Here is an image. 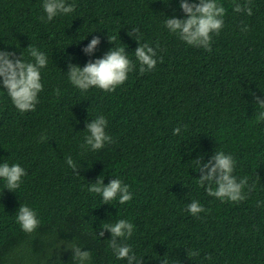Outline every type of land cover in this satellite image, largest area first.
<instances>
[{
  "label": "trees",
  "instance_id": "obj_1",
  "mask_svg": "<svg viewBox=\"0 0 264 264\" xmlns=\"http://www.w3.org/2000/svg\"><path fill=\"white\" fill-rule=\"evenodd\" d=\"M66 2L75 11L49 22L44 0H0V51L34 62V46L48 57L34 112L17 110L0 78V166L19 163L27 172L14 191L0 178V264H78L69 245L91 252L85 264H128L109 247L110 231L99 236L119 219L134 224L122 243L143 264H264V121L256 119L264 111L257 102L264 100V0H251V16L235 12L233 0H219L226 15L211 52L165 26L167 18H186L181 0ZM134 28L140 41L128 34ZM96 38V49L86 52ZM140 43L157 53L155 69L143 75L135 57ZM115 47L136 66L115 92L71 84L69 63L83 68ZM99 115L113 142L81 147ZM219 151L236 159L238 182L248 177L247 199L224 202L198 183L194 160L208 163ZM101 176L104 185H130L132 201L104 204L90 193ZM193 200L207 211L192 215ZM24 204L40 221L32 233L17 223ZM193 251L199 255L190 257Z\"/></svg>",
  "mask_w": 264,
  "mask_h": 264
},
{
  "label": "clouds",
  "instance_id": "obj_2",
  "mask_svg": "<svg viewBox=\"0 0 264 264\" xmlns=\"http://www.w3.org/2000/svg\"><path fill=\"white\" fill-rule=\"evenodd\" d=\"M251 0L241 5L233 0V10L237 13L246 12L247 15H253ZM75 4H67L66 0H44L43 8L47 14V21L51 22L55 17L61 14H69L75 11ZM180 8L185 13L184 19L173 16L164 21L165 26L171 33L177 34L179 38L190 46L202 47L211 52V43L213 33L219 35L224 27V17L226 15L225 7L219 0H199V2L189 3V0H181ZM44 17H41L43 20ZM129 32L138 41L141 40L138 28ZM245 26L242 31H247ZM114 43V38L109 37ZM99 39H93L86 52L92 53ZM30 56L34 62L25 61L24 54L17 57L15 52L0 51V78H2L3 87L7 89V94L11 98L13 105L22 113L35 111L39 103L38 94L43 91L41 69L46 68L48 57L34 46L28 47ZM156 50L148 43H140L135 50V57L140 64L139 71L143 75L145 72L153 71L157 65ZM163 62V58H160ZM68 79L71 84L82 92L88 91L92 87H98L105 92H115L116 88L124 84L128 79V73L135 70V64L129 59L124 47H115L111 49L102 59L95 62L89 61L83 68L69 63ZM59 95V89H56ZM257 102L261 109H264V100ZM257 122L264 121V111L256 117ZM108 120L105 116L99 115L94 122L87 125V135L84 137V144L81 147L90 146L95 151L102 149L105 143H112L113 138L107 134L106 128ZM174 134L180 133V128L174 130ZM194 163L201 173L198 183L205 187L207 195L216 197L224 202L238 203L247 199L244 188L248 185V177L239 180L233 175L236 159L232 154L224 151L217 152L211 161L203 163V159L197 157ZM68 164L75 167L71 157ZM26 170L19 164L9 165L7 162L0 166V178L6 181V189L16 190L22 183V177L26 176ZM205 182H208L207 184ZM255 184L249 188L251 192ZM130 185L124 183L121 179H114L108 185H104V178L101 176L97 182L90 187L88 191L93 194L102 196L104 204H108L118 198L121 205L132 201L133 194L130 192ZM188 211L197 216L201 212H206L198 201L193 200L188 205ZM17 223L21 225L23 231L32 233L39 226L40 221L37 219V213L24 204L17 213ZM134 224L126 219H119L115 223L104 224L99 236H104V230L111 232L109 247L113 250L118 259H127L128 264H143V257H138L131 246L122 243L123 240L133 235ZM74 252L73 258L78 264H85L90 261L92 254L90 251H81V248L69 245ZM191 256H197L199 253L190 252ZM211 259V257H207ZM164 264L168 260L164 259Z\"/></svg>",
  "mask_w": 264,
  "mask_h": 264
}]
</instances>
